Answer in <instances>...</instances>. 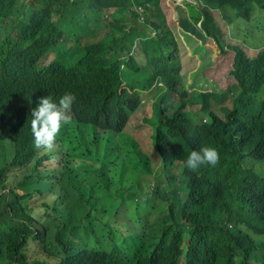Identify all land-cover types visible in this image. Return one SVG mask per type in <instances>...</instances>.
Segmentation results:
<instances>
[{"label":"trees","instance_id":"16d2710c","mask_svg":"<svg viewBox=\"0 0 264 264\" xmlns=\"http://www.w3.org/2000/svg\"><path fill=\"white\" fill-rule=\"evenodd\" d=\"M119 1L124 5L122 12L128 9V3L146 10L145 25L133 21L130 31L125 30L121 35L116 31L123 39L125 37L124 51L131 53L134 45H140L154 69L150 71L147 66L141 65L135 55L125 56L122 40L115 39L110 42V52L115 51L110 58L90 63L93 69L90 77L93 84L111 87L115 97L123 89L131 98L125 127L130 114L137 109L138 94L134 93L137 87L149 89L155 80L160 79L166 87L165 92L173 95L174 92L181 93L185 84L179 75L178 44L166 24L161 1ZM199 1L204 5L201 27L205 36L217 46H220L222 32L211 14L212 9H235L240 14L237 17L247 22L251 20L255 7L264 10V0ZM83 2L85 0H77L72 5L70 0H51L47 15L42 20L33 19L31 27L21 32L18 38L7 39L0 44V78L11 83L45 87L43 76L47 66L41 62L46 47L40 48V39L58 34L56 37L68 41L64 37L68 35L65 30L72 24L75 9ZM93 7L97 9L98 4ZM179 12L178 20L183 22L186 13L181 7ZM54 13L61 15V20L53 21ZM135 14L136 18L138 15ZM98 19L101 18L98 16ZM117 23L124 24V21L118 17ZM146 26L154 27L156 38L148 34ZM4 39L5 36L0 35V41ZM230 49L235 51L232 74L237 82L224 92L197 94L192 99V105L198 104L199 100L204 105L208 104V100L227 104L221 110L228 123L238 128L236 139L240 155L224 150L219 163L209 168L202 179L200 175L204 169L191 175V178L186 176L182 166L174 170L173 173L190 181L188 185L180 180L179 185L195 198V202L186 207L159 208L145 202L133 210L126 201L109 207L116 202L113 195L100 215L98 209L103 204V197L97 187L78 189L79 202L73 201L70 191L63 188L56 189L50 196L36 178L40 166L56 155L40 156L30 148L24 132H7L0 139L6 161L2 163L0 160V174L14 166L26 169L27 176L20 182L26 193L20 195L16 189L12 191L16 205L14 211L19 220L32 215V227L25 233L38 242L34 259L28 250L18 253L23 263L15 254L1 258L4 246L12 240L7 224L15 220L9 213L0 215V264H9L10 260L11 264H157L163 258L182 255L185 233L188 234L185 264H264V172L255 168L256 160H264V49L253 59L239 47ZM125 64L127 72L123 70ZM124 81L132 82L129 88L124 86ZM199 104L204 106L201 102ZM158 108L170 120L180 118L183 111L187 112L184 102L173 105L168 95L161 98ZM23 118L24 114L20 116L21 120ZM82 150L87 154L84 155ZM66 151L80 162L90 157L88 148L77 143L73 149ZM164 153L170 158V152ZM109 155L110 150L106 157L95 163L104 168ZM28 157L30 160L26 161ZM230 157L241 162L242 167L238 169L236 163L233 166L234 161ZM235 173L241 175L243 183L239 179L232 180ZM212 194L218 196L223 205L213 207L210 203ZM145 206H148L147 212L143 214ZM86 223L104 227L110 235L118 238V242L101 250L88 247L78 240L79 231ZM160 264H177V261Z\"/></svg>","mask_w":264,"mask_h":264},{"label":"clouds","instance_id":"9594fccd","mask_svg":"<svg viewBox=\"0 0 264 264\" xmlns=\"http://www.w3.org/2000/svg\"><path fill=\"white\" fill-rule=\"evenodd\" d=\"M76 1L70 0V3L73 5ZM50 2L51 0H0V35L5 36L0 44L7 39L18 38L21 32L31 27L33 19L42 20L47 15ZM95 3L98 4L97 9L93 7ZM173 3L176 7V20L184 28L180 38L175 29L167 24L180 51V54L178 53L180 75L184 63L181 47L186 53L184 57L186 60L189 46L186 43L185 46H180L179 40H196L197 38L212 41L213 46L217 45L205 36L201 27L204 18L202 11L204 5L201 2L200 10L197 9V0H173ZM123 6L119 0H85L75 9L72 24L65 30L68 35L64 37L68 41L56 37L58 34L40 39V48L46 47L43 52L44 59L41 62L47 66V72L43 76L45 87L22 82L11 83L0 78V139L7 132L17 134L24 132L28 145L40 153V156L55 154L53 160H46L40 166L36 180L45 186L50 196L58 188L69 190L75 202H79L78 189L90 190L92 187H97L103 197V204L98 209L100 215L113 195L116 196V202L109 207L125 201L133 210L137 205L145 202L159 208L186 207L193 204L195 198L192 193L179 188V185L180 180H184L188 185L190 181L173 173L174 170L181 169L182 166L186 170V176L191 178V175L204 169L200 175L202 179L209 168L219 163L221 159L219 157L224 150L240 155L236 139V134L239 135L238 128L228 123L221 110L226 103L208 100V104L204 105L203 101L199 100L204 105L202 107L200 102L192 105V99L201 92H224L236 83V77L232 74L235 51L230 48L239 47L247 57L253 59L264 49L261 47L264 45L262 43L264 40H252L246 35L245 37L233 35V39L239 45L226 46L222 51L223 38H221L220 46L217 47L231 59L228 76L232 78V81L222 88L210 86L206 89L200 88L207 81L214 84L212 82L215 79L214 70H209L210 74L202 71L194 80L189 78L190 83L183 82L180 77L185 88L181 93L174 92L173 95L165 92L166 87L160 79L155 80L156 82L149 89L143 90L137 87L134 91L138 94L137 109L130 114L126 126L123 127L130 109L131 98L123 92V89L120 95L115 97L111 87L93 84L90 77L93 70L90 63L100 62L115 53V51L110 52L111 41L121 39L124 51L125 37L123 39L120 36L123 31H130L133 28V21L139 25H145L146 10L142 6L134 7L128 3L126 5L128 9L122 12ZM180 7L186 13L183 22H180L177 17V12L181 14ZM135 12L138 15L136 18ZM220 13L227 26L233 23L250 24L264 19V10L258 7L253 9L249 22L238 18L237 15L240 14L237 10L226 8L211 10L216 23L218 22L216 16ZM98 16L101 19H98ZM118 17L122 18L124 24L117 23ZM61 18V15L54 13L53 21L61 20ZM149 27L153 29L149 31ZM146 28L149 35L157 37L153 26H146ZM133 50L131 53L124 51L123 54L127 57L135 55L141 65L153 71L154 67L149 64L140 45H134ZM246 50L257 53L248 55ZM231 52H234L233 58ZM189 59L192 60V57ZM123 70L127 72L126 64ZM130 83L132 82L124 81V86L129 88ZM147 93H151L154 97V102L151 100L154 116L144 119L147 124V132H144L140 129V125L132 123V118L142 109L144 96ZM164 95H168L173 105L178 106L184 102L187 112L183 111L180 118L172 120L162 115L158 106ZM22 114L24 118L21 120ZM129 129L144 136L142 144L139 141H127L126 131ZM76 143L78 146L88 148L90 152L88 155L90 157L83 162L66 151L73 149ZM109 150V158L105 161V167L101 168L95 162L106 157ZM165 151L170 152V158L164 153ZM82 153L87 154L84 150ZM3 156H5V150L0 146V160L5 163ZM29 160L28 157L26 161ZM233 161V166L236 163L238 169L242 167L241 162ZM255 168L259 172H264V160H256ZM26 176L27 171L21 166L10 167L0 174V215L9 213L15 220L7 224L12 240L4 246L1 258L15 254L22 263L18 253L23 250L31 251L30 255L34 259L38 242L37 239L25 233L32 227V215L19 220L14 211L16 205L12 191L16 189L20 195L26 193L20 186V182ZM234 179H239L243 183L239 173L232 174V180ZM232 193L234 195V191ZM210 203L213 207L223 205L215 194L211 195ZM147 207L142 208L143 214L147 212ZM94 226L105 232L109 241L108 246L118 242L116 236L110 235L107 229L96 223H86L79 231L78 240L98 250L107 247L93 246L86 240L87 229ZM187 243L188 234L185 233L182 255L163 258L157 264L173 260H176L177 264H185ZM11 263L12 260L9 261V264Z\"/></svg>","mask_w":264,"mask_h":264},{"label":"rangeland","instance_id":"374dc122","mask_svg":"<svg viewBox=\"0 0 264 264\" xmlns=\"http://www.w3.org/2000/svg\"><path fill=\"white\" fill-rule=\"evenodd\" d=\"M197 2V9L200 10L202 8L201 3L198 0ZM161 4V10L167 18L166 24H169L173 29H175L176 34L180 36L181 34H183L182 31L184 30V28L176 20V7L174 6L173 0H161ZM222 13L225 14L224 12ZM216 19L218 21L217 24L220 26L224 35L222 37L223 39L221 40L222 51L226 46L239 45V43L235 42V40L233 39V35H239L243 37H245L246 35L252 40H264V19L254 21L250 24L233 23L229 26L225 24L223 15L221 13L216 16ZM194 28L197 29L199 27ZM152 29V27L148 28L149 31H151ZM179 42L180 46H185V43L189 46L187 47L188 57L186 58V60L184 59L186 53L184 52L183 47H181V55L183 56L184 63L182 66L180 77L183 82L187 81V83H190L191 81L189 78L194 80V78L197 75L201 74L202 71L210 74L209 70L215 71V75H213L215 79L214 81H212L214 82V84H211V81H207L204 82L200 88L206 89L209 86L213 88H222L227 83H230L232 81V78L228 76L231 59H229V56L227 54L222 53L219 47L215 45L213 46L212 41L196 38V40L186 41L181 39L179 40ZM261 47H264V45H262ZM246 52L248 53V55L257 53L253 50H246ZM233 55L234 52H231L232 58ZM191 57L192 60L189 59ZM151 100H153L154 102L153 95L151 93H147V95L144 96L142 109L132 118V123L140 125V129L144 132H147V124L146 122H144V119L154 116L153 102ZM214 106L218 105L214 104ZM126 132L127 141H139L140 144H142L144 137L143 135H140L138 132L132 129H129ZM86 240L93 246H108L109 244L105 232L97 226L87 229Z\"/></svg>","mask_w":264,"mask_h":264}]
</instances>
